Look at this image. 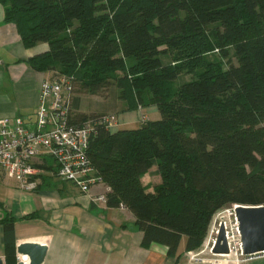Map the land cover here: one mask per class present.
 <instances>
[{"label": "trees", "instance_id": "16d2710c", "mask_svg": "<svg viewBox=\"0 0 264 264\" xmlns=\"http://www.w3.org/2000/svg\"><path fill=\"white\" fill-rule=\"evenodd\" d=\"M5 21L37 71L72 75L76 89L122 100L123 111L155 105L161 117L138 128L98 123L89 155L109 207L136 217L142 243L183 236L199 250L215 217L237 204L264 205V0H0ZM233 49L238 63L224 67ZM183 74L192 78L175 86ZM76 97V96H75ZM77 124L105 114L74 111ZM157 164L162 181L143 176ZM6 264H17L15 220H1Z\"/></svg>", "mask_w": 264, "mask_h": 264}, {"label": "crops", "instance_id": "0c3cea01", "mask_svg": "<svg viewBox=\"0 0 264 264\" xmlns=\"http://www.w3.org/2000/svg\"><path fill=\"white\" fill-rule=\"evenodd\" d=\"M4 18L5 8L0 2V118L21 116L31 124L36 119L42 81L51 73L35 70L27 60L48 50L49 44L40 42L25 47L16 25ZM76 97L80 101L74 111L105 114L113 119L114 131L138 128L144 118L161 117L155 105L130 111L117 109V104L122 102L118 97L111 99L117 104L110 108H95L103 102L96 100L93 110H85L81 95L76 93ZM48 160V166H52L53 161ZM152 173L155 181L149 185ZM157 173V169L151 168L143 176L149 190L161 182ZM104 191L105 187L99 185L86 194L72 182L50 174L41 175L38 186L29 190L19 180L0 171V258L6 263L1 220L10 216L15 220L17 262L22 259L17 252L19 244L41 243L48 247L42 264H203L201 259L190 256L194 251L186 250L187 236L182 237L176 256H171L168 246L163 244L144 246L143 232L135 226L136 217L130 209L109 207L106 202L95 199ZM213 256L223 257L210 258L213 261L208 264H264V253L247 259L235 253Z\"/></svg>", "mask_w": 264, "mask_h": 264}, {"label": "built area", "instance_id": "2783aa9c", "mask_svg": "<svg viewBox=\"0 0 264 264\" xmlns=\"http://www.w3.org/2000/svg\"><path fill=\"white\" fill-rule=\"evenodd\" d=\"M76 82L72 75L56 73L42 81L36 119L27 123L21 116L0 118V171L20 181L22 187L33 190L43 174L72 182L81 192L91 193L103 185L105 191L97 195V201L107 203L111 187L97 173L89 155L91 136L98 123L113 127V119L107 115L99 120L77 124L73 121V103ZM147 119L144 118L143 122ZM33 125V127H32ZM48 159L53 161L48 166ZM236 231L228 237L231 253L247 259L241 249L240 232L234 207ZM220 225V222H219ZM216 231V232H215ZM215 227L211 230L212 246ZM228 236V234H227ZM27 260V258H22Z\"/></svg>", "mask_w": 264, "mask_h": 264}, {"label": "water", "instance_id": "95a60500", "mask_svg": "<svg viewBox=\"0 0 264 264\" xmlns=\"http://www.w3.org/2000/svg\"><path fill=\"white\" fill-rule=\"evenodd\" d=\"M240 232L241 249L244 255L254 256L264 253V205L234 206ZM48 247L41 243H22L17 246V252L22 258L17 264H42L45 260ZM212 253L216 255H229L231 249L228 241L226 225L220 222ZM0 264H6L0 258Z\"/></svg>", "mask_w": 264, "mask_h": 264}, {"label": "rangeland", "instance_id": "374dc122", "mask_svg": "<svg viewBox=\"0 0 264 264\" xmlns=\"http://www.w3.org/2000/svg\"><path fill=\"white\" fill-rule=\"evenodd\" d=\"M207 56L210 59H215V60L222 61L223 66L225 68L228 67V65L230 63H233V64H237L238 63L237 57L235 56L233 49L231 50L229 57H226V58H223L221 56L220 52L217 51V50H214L212 52L207 53ZM191 78H192V74H183L182 76H180L176 80L175 86L177 87L180 84H182L183 82H185L187 80H190ZM76 93H77V95L78 94L81 95V97H82V107L85 110H90V111L93 110L92 108L95 107L96 100L103 101L100 106L98 105V106L95 107V108H99V109L110 108L111 106H115L117 104L115 102V100H111V99H116V97H117V95L115 96V91H113V90H109L106 93H104L103 95H100V94L95 95V94L87 93V92H84V91L80 90V87L78 85L77 89H76ZM123 106H124V104L122 102H120V103L117 104L116 108L117 109H122ZM144 123L145 122H143V124ZM152 168L153 169H157V164H155ZM156 177H158L162 181L161 175L159 173H157ZM158 178H156V179H158ZM154 181H155V178H154V174L152 173V175L149 177V180H148L149 185H151ZM231 212H232V208H226L225 210L220 212L215 217L214 222H213V224L211 226V229L213 227H215V229L219 228V222L226 221L228 230L230 232H231V230H232V232L233 231L235 232L237 225L235 223V217H234V215ZM216 235H217V233H214L213 237H216ZM210 237H211V231L209 232L208 237L205 240L203 246L199 250L194 251V252H192L190 254V256H192L193 259L194 258L195 259H201L202 260L201 262H203V264L212 263L213 260L212 259L209 260L210 258L223 257V256H213L214 254L210 251V248L212 246V240H211Z\"/></svg>", "mask_w": 264, "mask_h": 264}, {"label": "bare ground", "instance_id": "6f19581e", "mask_svg": "<svg viewBox=\"0 0 264 264\" xmlns=\"http://www.w3.org/2000/svg\"><path fill=\"white\" fill-rule=\"evenodd\" d=\"M224 222H225V225H226V230H227L228 237H229L230 239H233V237H232V235H231V232L228 230V227H227L226 221H224ZM236 227H237V226H236Z\"/></svg>", "mask_w": 264, "mask_h": 264}]
</instances>
